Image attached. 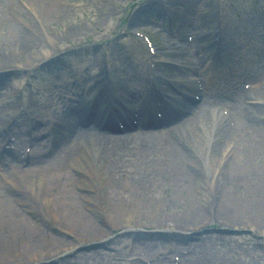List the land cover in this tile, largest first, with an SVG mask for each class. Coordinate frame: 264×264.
I'll use <instances>...</instances> for the list:
<instances>
[{
  "label": "bare ground",
  "instance_id": "bare-ground-1",
  "mask_svg": "<svg viewBox=\"0 0 264 264\" xmlns=\"http://www.w3.org/2000/svg\"><path fill=\"white\" fill-rule=\"evenodd\" d=\"M48 3L51 4L50 7H56L62 3V0L0 2V5H4L3 9L0 6V34L4 44L9 47L23 36L22 30L25 26L18 20L19 13L26 12L23 4L29 7L38 6L39 10L40 8L48 10ZM203 6L204 10H212L209 0L204 1ZM204 10L202 13L207 15L209 12ZM206 27V22L200 21L196 29L201 32L200 30ZM203 38L197 33L196 47L204 41ZM3 50L9 49L0 45V54ZM225 50L226 48L223 47L222 52ZM169 54L177 58L180 63L168 65L158 63L163 73L156 77L154 89L161 87L164 95L168 92H166L167 82L172 76L186 79L193 73V69L184 62L186 55L183 51ZM54 55L55 53L52 52H43L39 60L46 61ZM32 63L34 62H29L25 66ZM3 69H7L10 74L22 71L19 65L13 64ZM262 75L263 72L257 70L253 78L257 80ZM175 82L184 93L185 88L190 90L191 81ZM85 84L88 85V80H85L83 86H86ZM100 93L110 95L105 89H101ZM253 94L257 101L247 104ZM142 95L140 91L130 94L131 101L134 99L139 101L141 107L140 119H137L138 123L133 127V132L128 126L133 119L131 121L129 119L124 122L128 130L126 134L111 133L108 137H100L98 132L97 136L93 133L86 138L79 137L70 145L66 140L67 127L78 126V121L85 125L88 122L85 118L87 108L82 106L83 108L80 109L74 106L66 113L64 120L59 122L61 125L56 124L57 145L64 146L67 152L64 161H51L46 166V161L38 159L34 168L19 171L15 169L5 175L0 173V197H5L4 202L8 203L6 206L4 202H0V207L5 210L4 214L12 215L13 222H27L28 225L26 229L21 230V227L15 229L9 222H5L6 226L0 224V264H18L17 261L22 257H27L29 264L55 262L59 255L69 254L73 249L99 243L111 244L115 239L112 232L114 229L120 230L122 237L131 236L138 241L143 235L139 233L136 235L133 229L141 230L143 227L157 231L146 236L153 237L157 242L160 238L169 240L171 235L175 236L174 240L179 238L185 241L189 238L188 233H191L190 238L197 236L204 228L199 218H205L209 214L223 216L224 220L226 216H230L234 223L231 228L238 230L245 227L242 222L236 223L238 221L235 215L239 212L252 210L264 213V193L256 196L252 191L257 188L264 189V174L261 175V172L264 173V82L262 79L250 92L238 91V97L240 101L245 102V105L238 109L240 113V115L236 114L238 123L234 120V124L238 126L234 130L222 114H209L208 109L194 117V99L178 91L175 95L171 94L176 101L171 102L170 106L163 107L162 111L165 113L169 107L178 110L182 107L179 116L183 117V114H187L184 116L186 122L183 124L179 121L176 126L167 125L162 130H156L154 127L157 126L158 120L154 116L149 121L143 119L147 107L144 106L143 100H139ZM205 104L206 101L202 100L197 109L203 108ZM102 112L103 110L96 112L94 122L99 121L96 129L117 131L116 125L113 124L115 120L113 123L112 121L107 124L101 123L106 128L100 126L98 117ZM128 112L129 108L126 109V113ZM152 113L156 114V112ZM117 114L118 117H122L119 110ZM164 117L166 124L178 120V114L170 109ZM239 118H243V121L241 122ZM239 127L247 132L246 140L243 139ZM182 132L186 133V138L182 137ZM237 132L239 139L234 142L232 135ZM99 139L100 143L105 142L103 148L99 146ZM229 172H232L230 175L232 180L245 181V189L238 193L239 200L234 192H227L226 187L222 186L223 179L228 177ZM121 173H125L127 178L124 179ZM105 174L108 175V179L105 178ZM157 177L164 179V183ZM83 181L91 185L89 190L78 188ZM198 183L201 186H197ZM163 184L166 185L165 188L162 187ZM57 197L63 202L55 201ZM171 204L178 208L180 214L176 213L170 218L162 214V209H172ZM70 208L75 210L72 211L73 218L68 221ZM97 208L99 211L95 213ZM50 221L58 223L59 228L73 239V243L53 235L51 233L53 231L49 229ZM170 222L174 224L173 229L169 225ZM254 226L258 224L250 222L247 228L254 232ZM262 228L263 226L254 234L264 236ZM31 229L35 234L22 235L26 233L24 231ZM51 239L62 244L64 249L48 254L50 253L48 244ZM145 244L146 249L148 248V256L152 260L161 254L160 251H153V255L150 256L151 243ZM24 248L29 249V252H25Z\"/></svg>",
  "mask_w": 264,
  "mask_h": 264
},
{
  "label": "rangeland",
  "instance_id": "rangeland-1",
  "mask_svg": "<svg viewBox=\"0 0 264 264\" xmlns=\"http://www.w3.org/2000/svg\"><path fill=\"white\" fill-rule=\"evenodd\" d=\"M204 1L206 0H62V3L56 7H50L51 4L48 3L50 7V9L48 7V10H43V8L39 10L37 9L38 6H36L38 10L37 16L28 17L25 13H19L18 20L25 26L22 30L23 36L8 47L4 44L0 34V45L5 46V49H9L3 50L0 54V69L6 68L11 64L19 65L22 68L20 74L13 76L14 79L11 81L6 80L3 84L5 87L3 88L2 86L1 88L0 101L3 100V104H0V128L6 123V120L13 121V116L16 114L17 109L21 107L23 111L25 106L31 103L32 94H35L37 85L40 86L42 92L37 96L40 99H42L41 95L44 97L43 99H50L48 97V89L54 81L59 82L60 80V83L64 85V91H67L80 74H83L80 75L81 83H84V80L89 78L91 79L89 84H91L94 80H98L101 77L102 71L109 70L113 74L105 72L101 78L109 77L113 79L112 81L121 91L126 89L124 86L125 79H128V85L132 89L137 88L140 90L141 85L143 89L149 88L150 85H147L148 82L146 83L148 63L140 65V58L146 54L147 50L144 44L134 36L133 33L136 31L146 32L152 36L160 51V56L157 60L166 64L176 62L174 58L169 56L168 52L180 50L186 55L185 62L190 64L186 50L192 47L193 57L197 61L199 71L197 83L191 84V93L193 96L198 93L196 92L198 84L203 92L206 93V95L203 94V96H206L204 100H207L203 108L200 107L201 114L206 109H208L209 114H211V111L221 114V110H227L231 118L238 123L236 114L240 115L238 109L243 108L245 105V102L240 101L238 95L228 99H220L218 96L210 97L208 95L221 93V95H225L226 86L232 83L235 87L239 86L238 89L240 91L246 90V92H250L261 79L264 82V74L256 81L247 80L246 84L251 85L252 89H247L242 86L243 83L238 82L242 73L247 72L251 65H255L254 68L256 69L259 64H262L257 59L263 57L260 54H262L261 50L264 49V0H209L212 4V10L210 11L204 10V6L202 7ZM202 10L209 13L204 15ZM200 21H205L207 25L206 28L200 30L201 32L196 29ZM184 22L193 25L194 30L189 33L192 34L194 32L195 34H192L194 37H190V40L185 38V28L182 26ZM217 32L233 36L223 41L225 45L228 44V46L233 47L232 52L224 56L225 62L224 60H218L223 56L216 54L215 47L206 48V45L213 41V34ZM197 33L204 37V41L199 44V47H196L198 43L196 39ZM43 52L58 53L60 57L62 56L60 64L52 70H48V73L40 77H38L40 74L34 77L31 69L41 63L37 62L41 60ZM67 52L73 56L63 55ZM67 55L74 59L68 61ZM226 57L229 58L226 59ZM29 62L34 63L25 66ZM68 65H72V71L68 68ZM28 73L32 76H27ZM57 73H60V75H56ZM25 77H29L35 87L33 90L29 88L24 93L23 100H25V103L21 104L18 100H22L20 88ZM171 78L178 81H189V79L176 78L174 76ZM85 94L87 93L85 92ZM67 98H69V95L64 94L63 101L67 102ZM144 99L145 94L143 92L141 100ZM253 101H257L254 99V94L251 95V99L247 101V104ZM31 107L33 109L39 108L36 104L31 105ZM44 118L47 117L44 116ZM19 120L23 125L22 120ZM239 120L242 122L243 118H239ZM240 129L243 139L246 140L247 132L243 128ZM42 132L47 133L45 123L42 129L35 133L41 134ZM233 138L236 142L238 141V132L232 135ZM14 139L19 143V146L24 145L20 137ZM2 145L4 147L1 150L3 157L7 158L4 151L10 148L11 143L8 144L5 141L2 142ZM58 148L59 146L56 149ZM53 154L54 152H50L46 157H50ZM63 157L65 160L67 152H65ZM231 174L232 172H229L228 177L223 179L222 186L226 187L225 191L234 192L239 200L238 193L240 190L245 189V181H234L230 177ZM262 174L264 173L261 172ZM157 179L164 183V179L158 177ZM197 186H201V184L198 183ZM90 187L91 185L83 181L78 188L80 190H89ZM162 187L165 188L166 185L163 184ZM252 191L256 193V196L259 193H264V189L261 188ZM0 202H4V199H0ZM59 202L62 203V199ZM4 204L8 206L7 202H4ZM170 207L172 209H162V214L171 218V216L179 213V210L173 204ZM73 210L75 209H69L70 217L67 218L68 221L73 218ZM4 211L0 207V214L3 215V219L0 220L2 226H6L5 222H10L15 229H18V227H21V230L27 228V222L15 223L12 220V215L9 213L4 214ZM97 211H99L98 208L95 213ZM235 216L236 221H238L236 223L240 224L242 222L245 227L235 230L231 228L234 223L231 221L232 218L230 216H226V220H224L223 216L209 214L205 218H199L200 224L204 228L198 232L196 237L190 238L189 242L170 240L175 245L179 243V245L184 247H186L187 243L185 250L188 253L182 257L184 258V264H264V236H256L254 234L261 226H263L262 230L264 231V213L251 210V212H239ZM228 219L229 221H227ZM250 222L258 224V226H254V232L247 228ZM169 225L171 229L174 228L173 223L170 222ZM50 230L58 238H64L70 240L69 243H73V239H70L62 229L52 227ZM150 230L152 229L142 228L141 233L143 236H140V240L136 241L138 248L147 250L145 243H151L149 246L151 251L158 247L161 253L168 254L171 258L178 259L182 256L183 253L180 250L177 251L175 246H170L172 242L168 239L160 238L158 242L157 240H147L146 234L150 233ZM88 231L90 233V230ZM24 232L26 233H22L23 236L35 234L32 229ZM83 232L86 233L84 230ZM112 232L115 235L120 230L114 229ZM116 239L118 241L111 248L102 250V248L98 247L88 250L91 252L98 251L94 257L95 263L102 262L105 264L114 258L120 264H134L131 261L138 256L132 255L131 247H127L133 241L132 237H122L120 235ZM49 243L48 250L50 253L48 254H54L64 249L62 244L54 242L53 239L49 240ZM23 250L29 252V249L24 248ZM88 251L83 248H77L63 259L61 257L58 258V263L68 264L67 261H70L69 264H75L78 255H81L80 259L85 263L88 261L86 258ZM161 259L166 260V256L161 257ZM17 263L29 264V259L22 257ZM109 264H115V262L110 261Z\"/></svg>",
  "mask_w": 264,
  "mask_h": 264
}]
</instances>
